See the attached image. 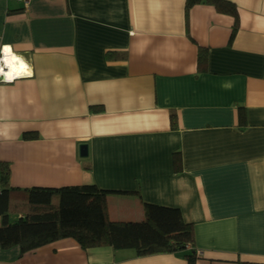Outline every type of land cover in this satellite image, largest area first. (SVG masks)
I'll return each instance as SVG.
<instances>
[{
	"label": "crops",
	"instance_id": "obj_1",
	"mask_svg": "<svg viewBox=\"0 0 264 264\" xmlns=\"http://www.w3.org/2000/svg\"><path fill=\"white\" fill-rule=\"evenodd\" d=\"M186 1L0 0V54L27 69L0 80V160L21 190L118 191L112 220L143 219L144 203L180 209L193 264L264 263V0H226L235 14ZM0 264L190 263L61 238L0 245Z\"/></svg>",
	"mask_w": 264,
	"mask_h": 264
},
{
	"label": "trees",
	"instance_id": "obj_2",
	"mask_svg": "<svg viewBox=\"0 0 264 264\" xmlns=\"http://www.w3.org/2000/svg\"><path fill=\"white\" fill-rule=\"evenodd\" d=\"M202 1L215 4L221 11L236 13L235 6L226 0H187L186 11ZM207 59V49L200 47L199 69L206 67ZM246 115L244 107H238L239 125H246ZM171 118L175 127V113ZM23 138L33 139L36 135L25 133ZM174 167L176 171L181 169L178 153L174 155ZM10 169L8 161L0 160V245L4 249L19 246L25 253L54 240L73 238L85 249L111 246L133 249L138 256L175 253L182 254L190 264L199 257L193 224L184 220L178 208L144 203L143 219L112 220L107 197L118 191L105 190L96 184L21 190L11 186ZM21 194L24 200L18 198Z\"/></svg>",
	"mask_w": 264,
	"mask_h": 264
},
{
	"label": "bare ground",
	"instance_id": "obj_3",
	"mask_svg": "<svg viewBox=\"0 0 264 264\" xmlns=\"http://www.w3.org/2000/svg\"><path fill=\"white\" fill-rule=\"evenodd\" d=\"M4 61L7 68L6 71L4 72H6L7 75L6 77L8 79L21 75L22 71H27L24 63H22V59L10 53H6V57Z\"/></svg>",
	"mask_w": 264,
	"mask_h": 264
},
{
	"label": "built area",
	"instance_id": "obj_4",
	"mask_svg": "<svg viewBox=\"0 0 264 264\" xmlns=\"http://www.w3.org/2000/svg\"><path fill=\"white\" fill-rule=\"evenodd\" d=\"M19 1H22V2H27L28 0H19ZM5 57H6V54H3V53H1L0 54V80H2V81H7V80H13L14 79V77L13 78H11V79H8L6 76H5V74H6V72H4V71H6V65H5ZM1 71H2V73H1ZM200 254V253H199Z\"/></svg>",
	"mask_w": 264,
	"mask_h": 264
},
{
	"label": "water",
	"instance_id": "obj_5",
	"mask_svg": "<svg viewBox=\"0 0 264 264\" xmlns=\"http://www.w3.org/2000/svg\"><path fill=\"white\" fill-rule=\"evenodd\" d=\"M79 149L80 157L87 158L89 155L88 145L86 143H82Z\"/></svg>",
	"mask_w": 264,
	"mask_h": 264
}]
</instances>
